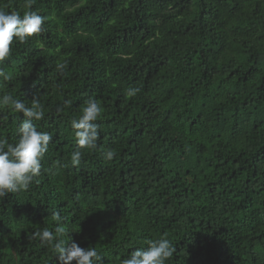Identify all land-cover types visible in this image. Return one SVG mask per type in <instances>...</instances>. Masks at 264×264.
<instances>
[{"label":"trees","instance_id":"1","mask_svg":"<svg viewBox=\"0 0 264 264\" xmlns=\"http://www.w3.org/2000/svg\"><path fill=\"white\" fill-rule=\"evenodd\" d=\"M30 3L0 0L47 18L0 64V96L37 97L52 141L29 188L0 197V264H59L32 239L54 231L53 212L102 264L160 238L176 248L166 264H264V0ZM90 98L103 109L97 147L73 167L71 120ZM22 118L0 107V138L15 144Z\"/></svg>","mask_w":264,"mask_h":264},{"label":"clouds","instance_id":"2","mask_svg":"<svg viewBox=\"0 0 264 264\" xmlns=\"http://www.w3.org/2000/svg\"><path fill=\"white\" fill-rule=\"evenodd\" d=\"M26 4L31 8L30 0ZM47 18L35 11H27L21 15L17 11L5 12L0 10V64L11 54L14 41L26 43L30 38L39 36ZM63 70L66 64H58ZM0 78L8 80L10 76L0 68ZM139 88L129 87L125 91L127 98H133L139 93ZM66 105L69 101L65 102ZM0 107H9L14 112L22 114L18 126L19 139L15 144L0 138V197L8 193H18L27 190L34 178L41 174L45 154L49 150L52 136L48 132L37 130L34 121L44 118V110L37 97H33L31 106L21 100L14 99L11 94L0 96ZM103 109L95 99L85 101L82 115L71 120L78 149L71 155V164L78 166L82 158V149H95L99 138V125ZM114 152L107 151L106 159L112 160ZM53 220L57 222L54 231L44 228L33 233L32 239H39L41 246H51L58 257L59 264H102V258L95 247L82 248L75 241L63 225L64 217L59 212L53 213ZM69 241H72L69 244ZM147 248H137L122 260V264H166L176 248L167 238L146 240Z\"/></svg>","mask_w":264,"mask_h":264},{"label":"bare ground","instance_id":"3","mask_svg":"<svg viewBox=\"0 0 264 264\" xmlns=\"http://www.w3.org/2000/svg\"><path fill=\"white\" fill-rule=\"evenodd\" d=\"M130 3H131V2H130ZM165 4H166V3H165ZM129 5H130V4H129ZM147 6H148V5H147ZM167 6H168V5H167ZM148 7H149V6H148ZM173 8H174V7H173ZM184 10H185V8H184ZM144 12H145V11H144ZM150 12H151V11H150ZM181 12H182V11H181ZM147 13H148V11H147ZM144 14H145V13H144ZM141 15H142V14H141ZM149 16H150V15H149ZM161 16H162V15H161ZM173 16H175V15H173ZM173 16H172V17H173ZM162 17H164V15H163ZM168 18H169V17H168ZM187 19H188V18H187ZM145 21H146V20H145ZM162 21H163V20H162ZM165 21H167V20H165ZM169 21H170V20H169ZM178 22H180V21L178 20ZM171 25H172V24H171ZM178 25H179V24H178ZM180 26H181V25H180ZM180 26H179V27H180ZM184 26H185V25H184ZM175 27H176V26H175ZM184 28H185V27H184ZM176 29H177V28H176ZM180 32H181V31H180ZM171 33H172V32H171ZM181 33H182V32H181ZM184 34H185V33H184ZM173 35H174V34H173ZM126 61H127V60H126ZM129 61H130V60H129ZM116 62H117V61H116ZM131 62H132V61H131ZM129 63H130V62H129ZM113 64H114V63H113ZM122 67H123V66H122ZM128 67H129V66H128ZM104 68H105V67H104ZM117 68H118V67H117ZM102 69H103V68H102ZM108 69H110V71H111V70H112V67H111V68H108ZM113 69H114V68H113ZM127 69H128V68H127ZM104 70H105V69H104ZM121 70H122V69H121ZM119 72H120V71H119ZM118 75H119V74H118ZM124 75H125V74H124ZM109 76H110V75H109ZM111 76H112V74H111ZM126 76H127V75H126ZM115 78H116V77H115ZM104 79H105V77H104ZM122 79H123V78H122ZM109 80H110V79H109ZM114 80H115V79H114ZM114 80H112V82H113ZM107 81H108V80H107ZM115 81H116V80H115ZM106 83H107V82H106ZM113 83H114V82H113ZM119 86H120V85H119ZM110 90H111V89H110ZM98 91H99V90H98ZM127 100H128V99H127ZM129 104H130V103H129ZM132 107H133V106H132ZM133 111H134V110H133ZM108 118H109V117H108ZM15 122H16V121H15ZM17 122H18V121H17ZM141 123H142V122H141ZM18 124H19V123H18ZM102 124H103V123H102ZM142 125H143V124H142ZM143 128H144V127H143ZM143 128H142V129H143ZM142 132H144V131H142ZM145 133H146V132H145ZM142 134H143V133H142ZM147 134H148V132H147ZM73 143H74V142H73ZM73 143H72V144H73ZM103 144H104V143H102V145H103ZM105 144H106V143H105ZM107 145H108V144H107ZM66 147H67V145H66ZM75 149H76V148H75ZM87 150H88V149H87ZM97 150H98V149H97ZM100 150L102 151V148H101ZM118 151H119V150H118ZM118 151H116V152H118ZM85 152H86V150H85ZM119 153H120V151H119ZM83 154H84V152H83ZM114 159H115V158H114ZM106 161H107V160H106ZM110 161H111V160H110ZM81 162H82V161H81ZM116 162H117V161H116ZM121 162H123V161H121ZM106 163H107V162H106ZM109 163H110V162H109ZM118 163H119V162H118ZM83 164H84V163H83ZM107 164H108V163H107ZM79 165H80V164H79ZM109 165H111V164H109ZM44 167H45V166H44ZM77 167H78V166H77ZM111 167H112V166H111ZM78 168H79V167H78ZM84 168H86V167H84ZM113 168H114V167H113ZM43 169H44V168H43ZM46 170H47V169H45V172H47ZM84 170H85V169H84ZM84 170H82V171H84ZM86 170H87V169H86ZM86 170H85V171H86ZM94 170H95V169H94ZM94 170H92V171L94 172ZM96 170H97V169H96ZM104 170H106V169H104ZM109 170H110V169H109ZM109 170H108V171H109ZM106 171H107V170H106ZM108 171H107V172H108ZM45 172H44V173H45ZM77 173H78V172H77ZM50 174H51V173H50ZM50 174H49V175H50ZM91 174H92V173H91ZM102 174H104V173H102ZM52 175H53V174H52ZM52 175H51V176H52ZM89 175H90V174H89ZM71 176H72V175H71ZM91 176H92V175H91ZM64 177H65V176H64ZM77 177H78V176H77ZM105 177H106V176H105ZM46 178H47V174H46ZM51 178H52V177H51ZM69 178H70V176H69ZM82 178H83V177H82ZM99 178H100V177H99ZM46 180H47V179H46ZM69 180H70V179H69ZM78 180H80V178H79ZM100 180H101V179H100ZM49 181H50V180H49ZM74 181H75V180H74ZM83 181H84V180H83ZM98 181H99V179H98ZM59 182H60V181H59ZM76 182H77V181H76ZM86 182H87V181H86ZM93 182H94V181H93ZM99 182H100V181H99ZM99 182H98V183H99ZM69 183H70V182H69ZM74 183H75V182H74ZM103 183H104V182H103ZM107 183H108V182H107ZM42 184H43V182H42ZM49 184H50V183H49ZM51 184H52V183H51ZM58 184H59V183H58ZM72 184H73V183H72ZM99 184H100V183H99ZM64 185H65V184H64ZM76 185H77V184H76ZM96 185H97V184H96ZM59 186H60V185H59ZM104 186H105V185H104ZM98 187H99V186H98ZM98 187H97V188H98ZM77 189H79V187H78ZM88 189H89V188H88ZM90 189H91V188H90ZM90 189H89V190H90ZM78 191H79V190H78ZM93 193H94V192H93ZM95 194H96V193H95ZM28 203H29V202H28ZM26 204H27V203H26ZM30 208H31V207H30ZM44 208H45V207H44ZM46 208H47V207H46ZM33 210H34V209H33ZM51 210H52V209H51ZM44 211H45V209H44ZM38 213H39V212H38ZM42 213H43V212H42ZM53 213H55V212H53ZM75 213H76V212H75ZM23 214H24V213H23ZM25 214H26V213H25ZM30 214H31V213H30ZM32 214H33V213H32ZM50 214H51V213H50ZM140 214H141V212H140ZM140 214H139V216H140ZM147 214H148V213H147ZM45 215H46V214H45ZM28 217H29V215H28ZM140 217H141V216H140ZM143 217H144V216H143ZM143 217H142V218H143ZM145 217H146V216H145ZM25 218H26V217H25ZM36 218H37V217H36ZM86 218H87V217H86ZM148 218H149V217H148ZM78 219H79V218H78ZM145 220H146V219H145ZM19 221H20V220H19ZM29 221H30V220H29ZM29 221H28V222H29ZM69 221H70V219H69ZM82 221H83V220H82ZM143 221H144V219H143ZM17 222H18V221H17ZM28 222H27V223H28ZM144 222H145V221H144ZM25 223H26V222H25ZM25 223H24V224H25ZM29 223H30V222H29ZM80 223H81V222H80ZM80 223H79V224H80ZM67 224H68V223H67ZM65 225H66V224H65ZM134 225H135V224H134ZM18 226H19V225H18ZM26 226H27V225H26ZM70 226H71V225H70ZM84 226H85V225H84ZM141 226H142V224H141ZM24 227H25V226H24ZM145 227H146V226H145ZM135 228H136V227H135ZM135 228H134V229H135ZM23 229H24V228H23ZM40 229H41V228H40ZM137 229H138V228H137ZM72 230H74V229H72ZM92 230H93V229H92ZM105 231H106V230H105ZM139 231H140V230H139ZM70 232H71V231H70ZM70 232H69V233H70ZM100 232H101V231H100ZM76 233H77V232H76ZM108 234H109V233H108ZM70 235H71V234H70ZM76 239H77V238H76ZM253 248H254V247H253ZM253 250H254V249H253ZM258 251H259V250H258ZM53 252H54V251H53ZM45 253H46V252H45ZM48 254H49V253H48ZM258 255H259V254H258ZM260 255H261V254H260ZM257 257H258V256H257ZM257 257H256V258H257ZM254 258H255V257H254ZM3 260H4V259H3Z\"/></svg>","mask_w":264,"mask_h":264}]
</instances>
